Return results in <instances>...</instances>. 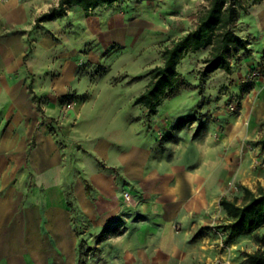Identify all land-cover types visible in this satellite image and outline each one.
<instances>
[{
	"label": "rangeland",
	"instance_id": "1",
	"mask_svg": "<svg viewBox=\"0 0 264 264\" xmlns=\"http://www.w3.org/2000/svg\"><path fill=\"white\" fill-rule=\"evenodd\" d=\"M206 4L205 0H119L86 14L72 6L49 26L52 46L42 49L49 68L39 71L43 62H37L24 82L14 75L0 83V264H112V253L103 251L100 239L121 212L136 216L133 203L126 202L137 199L133 182H126L116 161L136 146L132 158L145 149L149 156L176 154L180 165L184 154L197 158L191 144L195 150L205 144L211 148L239 133L240 143L232 148L238 153L222 175L225 190L210 194V223L197 235L218 240L212 264H246L243 252L264 250L255 239L264 228L230 245L223 243L218 229L227 221L220 197L241 198V186L254 192L264 187V148L257 144L264 135V27L258 23V13L247 17L240 12L245 24L238 21L236 34L247 40L250 51L231 59L229 74L217 71L200 83L206 51L189 53L177 67L185 84L161 103L154 116L147 117L143 106L134 105L148 83V73L162 63L164 47L194 27ZM83 108L88 112L80 120L68 119ZM189 114L199 120L173 128ZM74 122L78 125L73 129ZM114 129L127 139L113 140ZM47 154L41 168L49 172L42 182L32 160ZM140 163L141 168L131 162L126 167L139 174L148 167L142 159ZM97 172L113 177V193L100 195L91 186L89 180ZM100 200L110 201L111 208L99 215L97 230L89 227L83 208L98 213ZM66 215L72 237L77 238L74 246L60 242L55 234ZM120 218L127 220L126 215Z\"/></svg>",
	"mask_w": 264,
	"mask_h": 264
},
{
	"label": "crops",
	"instance_id": "2",
	"mask_svg": "<svg viewBox=\"0 0 264 264\" xmlns=\"http://www.w3.org/2000/svg\"><path fill=\"white\" fill-rule=\"evenodd\" d=\"M241 1L244 6L247 5L242 15L249 17L252 12L258 13V23L263 22L264 27V0ZM58 3L59 0L0 1V83L5 82L7 78H13L14 75L21 77L24 82L30 74L34 73L35 63L43 62L42 59L47 58L43 56L42 49L47 50L52 46L49 26L56 20L36 25V19ZM242 15L240 14L239 21H242ZM242 22L245 24L244 21ZM245 27L248 29L247 25ZM27 56L29 57L26 58ZM49 66L48 58L38 70H47ZM31 90L34 92L33 88ZM49 104L50 102H47V105ZM43 108H45L44 105ZM86 112H88L86 108L82 111L75 110L68 119L77 122ZM254 118L252 116L251 124ZM76 122L73 123V129L78 125ZM235 126L236 124L233 125L236 129ZM113 131L114 135L111 137L113 140L127 139L122 131L119 132L117 129ZM242 135L239 133L227 142H217L211 148L205 144L195 150V146L191 144L193 153L198 152L197 158L195 157L194 160V154H184L181 156L180 165L176 154L172 156L170 153L168 157L149 156L145 154V149L141 150V156L138 154L137 158H132L136 146H132L122 160L116 161L117 167H123L122 172L126 182H133L137 199L135 202H132V199L126 202L133 203L132 208L136 210V216L131 218V213L121 212L118 215L120 217L126 215L127 220H121L119 216L110 220L111 231L102 235L100 239L103 241V251L110 249L112 253V264H212L211 258L216 254L214 246L218 240H211L203 233L197 235V232L210 223L208 218L210 194L224 192L222 175H225L226 169L229 168L227 162L232 155L235 152L238 153V150L234 151L232 148L239 145ZM227 150H229L228 153H226ZM38 157L39 160L35 158L32 160V169L36 174L40 173L41 176L37 174L36 177H41L44 182L43 175L49 170L47 167L44 169L41 167L45 165L43 162L48 160L49 155ZM141 159L144 165L145 162L146 165L148 164L143 172L135 174L136 169L130 170L126 167L131 162V165L138 163L141 168ZM186 163L196 165L187 167ZM55 172L58 170L56 169ZM90 179L91 186L101 191L100 195H108L115 190L113 177L107 173L103 175L97 172ZM110 203V201L100 200L97 207L98 213H96L97 210L94 212L83 208L87 213L83 215L88 219L90 228L99 229L101 222L97 219L99 215L111 208ZM86 206L89 205L86 204ZM68 221V215H66L65 223H59L60 230L55 231V234L58 235L60 242L67 244L69 242L74 246L77 238L72 237ZM96 264H104V262L100 261Z\"/></svg>",
	"mask_w": 264,
	"mask_h": 264
},
{
	"label": "trees",
	"instance_id": "3",
	"mask_svg": "<svg viewBox=\"0 0 264 264\" xmlns=\"http://www.w3.org/2000/svg\"><path fill=\"white\" fill-rule=\"evenodd\" d=\"M119 0H59L57 6L36 19V25L45 21H52L66 14L68 8L77 6L84 12H89L103 6H111ZM207 4L199 11L194 27L179 38L164 47L162 63L155 66L148 73L149 80L143 92L134 100V105H141L147 111V117L154 116L161 103L175 95L183 86L184 80L178 72L180 61L189 53L206 51L202 58V67L198 73L200 83L210 74L232 71L231 59L238 60L241 51H250L247 40L236 34V25L240 19V12L246 10L241 0H205ZM264 57V56H261ZM256 73L260 74L261 70ZM199 120L189 114L180 117L173 128L178 130L183 126ZM199 130L203 129L199 125ZM171 141L173 135H169ZM264 148V135L257 141ZM241 198L221 197L219 205L227 221L218 227L223 234V243L230 245L240 238L255 234L264 228V187L259 186L252 191L241 186ZM256 241L264 246V233L255 234ZM246 264H264V250L258 248L252 252H243Z\"/></svg>",
	"mask_w": 264,
	"mask_h": 264
},
{
	"label": "built area",
	"instance_id": "4",
	"mask_svg": "<svg viewBox=\"0 0 264 264\" xmlns=\"http://www.w3.org/2000/svg\"><path fill=\"white\" fill-rule=\"evenodd\" d=\"M0 1H5V0H0ZM256 74H258V73H256ZM68 107H70V105H68ZM123 197H124V199H125L126 201H129V200H130V196H129L128 193H124V194H123Z\"/></svg>",
	"mask_w": 264,
	"mask_h": 264
}]
</instances>
